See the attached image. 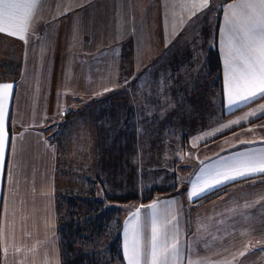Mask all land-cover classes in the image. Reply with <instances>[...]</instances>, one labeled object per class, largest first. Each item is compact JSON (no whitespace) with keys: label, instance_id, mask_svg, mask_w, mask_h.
Listing matches in <instances>:
<instances>
[{"label":"crops","instance_id":"1","mask_svg":"<svg viewBox=\"0 0 264 264\" xmlns=\"http://www.w3.org/2000/svg\"><path fill=\"white\" fill-rule=\"evenodd\" d=\"M239 2L209 0V8L193 16L201 0H35L25 40L0 33V68L6 59L20 64L16 79H0V84L14 85L6 107L16 155H7V168L18 181L15 189L0 181L9 213L0 203V221L14 224V243L21 249L15 252L10 246L5 254L0 246V264H63L60 172L67 169L66 185L74 190L80 179L74 165L82 164L83 177L92 172L106 184L101 192H121L120 187H107L103 155L108 134L121 157L115 182H130L142 192L157 179L169 186L163 190L176 191L161 198L179 200L181 208L157 210L158 219H179L183 260L176 264H264V174L221 186L224 191L205 202L197 203L218 190L194 202L188 198L193 183L200 184L196 177L202 175L201 167L222 166L239 153L264 149V98L229 107L224 90L220 5ZM205 24L210 31L215 25L216 31L206 37L200 64L206 73L200 74L197 68H186L181 63L186 56L176 51L182 39L184 47L192 46ZM214 47L221 92L209 80L208 51ZM110 64L121 67L115 82L109 80ZM109 82L112 94L104 91ZM108 105L114 109H106ZM109 112V128L101 130ZM57 137L65 140V167ZM151 214L141 208L145 235ZM124 229L122 224V250Z\"/></svg>","mask_w":264,"mask_h":264},{"label":"snow or ice","instance_id":"2","mask_svg":"<svg viewBox=\"0 0 264 264\" xmlns=\"http://www.w3.org/2000/svg\"><path fill=\"white\" fill-rule=\"evenodd\" d=\"M34 5L35 0H0V33L25 40L23 33L27 31ZM208 8L209 0H201V7L193 11V16ZM220 9L224 12V26L219 29V43L224 53V90L229 107L264 98V0H240L239 3L222 4ZM13 88L12 83L0 84V181L11 183L15 189L18 181L14 172L7 168V155H16L12 143L15 137L9 135V112L6 107ZM238 157L222 166L201 167L202 175L196 177L200 184L193 183L188 193L189 201L194 202L238 179L264 174V149L239 153ZM40 195L46 197L47 192L42 191ZM0 203L4 206L5 215H8V200L2 190ZM144 207L152 210L147 235L141 219V208ZM156 208L157 202L141 205L125 221L124 234L130 236V240L126 239L123 245L127 264H176L178 260H183L178 239V217L172 215L171 218L158 219ZM14 241V224L0 221V246L5 254H8L10 246L15 252L21 251Z\"/></svg>","mask_w":264,"mask_h":264},{"label":"trees","instance_id":"3","mask_svg":"<svg viewBox=\"0 0 264 264\" xmlns=\"http://www.w3.org/2000/svg\"><path fill=\"white\" fill-rule=\"evenodd\" d=\"M6 59L1 74L4 78L16 79L20 68ZM209 78L214 82L216 91L222 90L221 68L217 47L208 51ZM10 74L13 76L9 77ZM224 189L210 193L197 203L208 201L221 194ZM158 190H148L142 200L147 203L154 198ZM171 190L166 193L174 194ZM123 202L91 196L58 197V210H65L59 219V237L63 264H126L122 250ZM59 213V212H58Z\"/></svg>","mask_w":264,"mask_h":264},{"label":"rangeland","instance_id":"4","mask_svg":"<svg viewBox=\"0 0 264 264\" xmlns=\"http://www.w3.org/2000/svg\"><path fill=\"white\" fill-rule=\"evenodd\" d=\"M215 17V16H214ZM216 21V17L214 18V22ZM137 27L139 28V24L137 25ZM137 28V32H136V37L139 33V30ZM215 31H216V27L214 25L213 31H210V27L207 28L206 24L204 26H201L200 31L199 32V36L195 39H193V45L190 47H184L187 45V42L184 41V39H182V42H180V48L176 51V53H179L181 51V55H185L186 58H181V63H186V68H197L199 69V73L201 74L202 72L206 73V68H202V66L200 65L203 61L204 64V59H205V53H204V49L206 47V37L209 35V38H211L210 33H214L215 35ZM208 34H205V33ZM201 33H203L201 35ZM205 34V36H204ZM215 37V36H214ZM151 43H149L150 45ZM203 47V50H202ZM159 53L160 50L158 49V47L155 45V53ZM1 60V57H0ZM118 68V69H117ZM119 68L121 67H117V65H111L110 67H108L107 72L108 75H110L109 80H112L115 82V78L118 76V71L120 70ZM11 68H0L1 70H10ZM123 69H127V68H123ZM141 69V68H139ZM1 75H5V74H1L0 73V79H4V76ZM9 77L13 76L12 74L9 73ZM18 77V76H17ZM206 77L204 75L203 80H205ZM125 80V79H124ZM210 80V78H209ZM126 82V81H125ZM110 84V91H108L109 93L112 94V92H114V86H112V84L109 82ZM116 85V84H115ZM106 109H114V106L112 107L111 105H108L106 107ZM107 118L108 120L104 123L101 124V130L105 129L106 131L108 130L109 126L107 123L110 121V119L113 118V113L109 112L107 114ZM57 124V123H56ZM56 126V125H55ZM56 128V127H54ZM58 129V128H56ZM56 129L53 130V136L56 133ZM50 132V131H49ZM58 138V137H57ZM64 138H66V136L64 135ZM64 138L59 137L58 140L60 141V146H61V157L64 163V167L68 162L67 159V153H66V146H65V140H63ZM64 143H63V142ZM107 141V146H106V152L103 155V162H106V168L105 169V173L108 175L107 178H109V180L107 181V187H110L111 185L115 188H122L121 192H117L115 189V191L112 189V191L110 192V190L108 191V193H103L101 192V189L104 188L106 186L105 183H103L102 181L100 182L99 179L95 178V176H91L92 172H89V174L87 173L86 177L82 176L83 173V168L79 167L82 164H80L78 161H75V164H80L78 167H76V165H74V168L76 169V171H78V173H80V179H78L79 185L77 184L74 190H70L67 188L66 185V175L65 173H67V169L64 168L63 171L60 172V185H59V193L57 194V203H58V197L59 196H65V197H81V198H86V197H91V196H97L98 198H106L107 200H111V201H121L123 202L122 204V208H123V219H125V217H127V213L132 212L133 210H135L139 204H149V203H153V202H157V208L156 211H160V210H164L165 208L167 210L172 209V210H177L180 209V202L174 200L172 197V199L170 198H161V196H163L166 193H159V192H167V190H163V189H168V185H166L164 182L165 181H160L158 182L157 179H155L154 183L149 186L148 189H145L142 192H136L134 186L131 185L130 182L127 181H123V182H115V177L114 174L116 172L115 167L119 166L117 164H120L121 162V157L120 154L118 153H114V145H113V141L114 138L113 136H111L110 134H108V137L106 138ZM130 149V148H129ZM79 160V159H78ZM72 164V161H69ZM61 169V168H60ZM86 179V180H85ZM64 180V181H63ZM76 180V179H75ZM76 183V182H74ZM151 187V188H150ZM148 190H158V192L154 195V198L147 202V203H143L142 200L144 199V195L146 194L145 192ZM114 191V192H113ZM72 192H78L76 195L72 194ZM117 192V193H115ZM168 195V194H167ZM187 197V195H185ZM113 197H117L118 199H115ZM188 207H190V205H188ZM59 212V219L60 216L64 214L65 210H61V212L58 210ZM129 218V217H128ZM128 218L126 220H128ZM122 224H125L124 222ZM126 227V224H125ZM126 239L130 240V236L126 237ZM105 264H111L109 262V260H106Z\"/></svg>","mask_w":264,"mask_h":264}]
</instances>
